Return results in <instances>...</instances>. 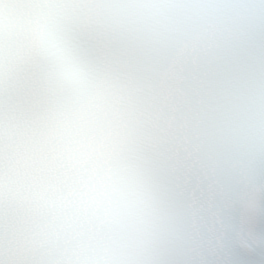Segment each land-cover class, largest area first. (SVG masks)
<instances>
[{
  "label": "clouds",
  "instance_id": "clouds-1",
  "mask_svg": "<svg viewBox=\"0 0 264 264\" xmlns=\"http://www.w3.org/2000/svg\"><path fill=\"white\" fill-rule=\"evenodd\" d=\"M0 264H264V0H0Z\"/></svg>",
  "mask_w": 264,
  "mask_h": 264
}]
</instances>
